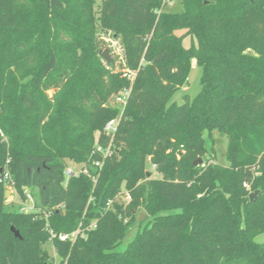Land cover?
Masks as SVG:
<instances>
[{"label": "trees", "instance_id": "1", "mask_svg": "<svg viewBox=\"0 0 264 264\" xmlns=\"http://www.w3.org/2000/svg\"><path fill=\"white\" fill-rule=\"evenodd\" d=\"M167 1L0 0V169L8 160L41 212L61 207L55 234L96 222L85 238H50L0 184V264H52L48 243L60 264H264V0H180L177 12ZM100 33L120 40L121 70L102 62ZM192 61L200 92L178 105ZM122 91L125 105L110 106ZM214 133L225 164L208 158ZM72 162L88 174L66 179Z\"/></svg>", "mask_w": 264, "mask_h": 264}, {"label": "rangeland", "instance_id": "2", "mask_svg": "<svg viewBox=\"0 0 264 264\" xmlns=\"http://www.w3.org/2000/svg\"><path fill=\"white\" fill-rule=\"evenodd\" d=\"M102 0H95V9L98 10V6L100 5ZM167 10L177 12L181 9L180 0H169L167 1ZM179 34V33H177ZM100 41V47H101V54L104 50H107L108 55L112 61V64L114 65L115 70H121L125 63V53L122 47V44L118 38H114L110 34H103L100 33L99 36ZM183 45L185 48H188L190 46V38H185L183 40ZM101 60L104 64L107 62L101 57ZM200 77H201V69L196 65L195 61H192L191 63V69L190 73L187 79V84L183 86L179 91L175 93L173 96L171 102H175L176 104L180 105L183 103L184 97H188L189 100H192L199 92H200ZM110 106L121 108V105L116 103L114 99H112L109 102ZM97 136V135H96ZM206 149L209 151L208 158L216 163L219 164H225V152H226V145L227 140L225 137H220L216 133L213 134V140H206ZM202 160V159H201ZM8 160L6 161V165ZM5 165V168L8 169V167ZM70 168H72L75 171H78V169L81 168V166L70 163L68 165ZM148 172L151 173V178H161L160 174H157L154 170H149V164H148ZM9 171V170H8ZM4 186V192L8 191L9 195L5 198V203L8 206H14L16 211L20 212H32L30 210V207L33 205L35 206V200L34 197L31 194L32 197V203L25 204L24 200L20 198V195L16 192H12L9 190L8 186ZM11 191V192H10ZM120 200L122 198H119ZM133 231H135L133 229ZM131 232L127 238L121 243V245L117 248V250H123L126 243L130 240L132 236ZM257 242L263 243L264 242V234L259 235L256 239ZM45 250L49 254V256L52 258V264H60L59 259L56 256V252L54 250V247L48 243L45 245Z\"/></svg>", "mask_w": 264, "mask_h": 264}, {"label": "built area", "instance_id": "3", "mask_svg": "<svg viewBox=\"0 0 264 264\" xmlns=\"http://www.w3.org/2000/svg\"><path fill=\"white\" fill-rule=\"evenodd\" d=\"M130 77H133V74L130 73ZM128 95H129V92L128 91H122L120 92L118 95H116L114 97V101L116 103H118L119 105L121 106H124L125 103H126V100L128 98ZM118 123H119V119L116 118V119H112L110 121H108L106 123V125L104 126V129H103V134L108 138V145L106 148H101L100 146H96V151L98 152H101L102 155H103V158H106L108 156L111 155V145H112V142H113V139H114V135L117 131V126H118ZM98 136H96L97 138ZM94 166L99 168L101 166V163L99 162H96L94 163ZM155 166H151V169L150 170H154ZM80 173H84V174H88L86 169H78V171H75L73 170L72 168H70L69 166H67L64 170V176L66 179L72 177V176H78ZM0 184L2 185H5V186H8L9 187V190H11L12 192H16V189H15V186H14V182L11 178V175L8 171L7 168H4V169H0ZM245 188H247L246 185H244ZM10 191V192H11ZM23 193L25 194L26 196V199L24 200L25 204H28V203H32V197H31V194L29 192V189L28 188H24L23 189ZM119 198H122L121 200ZM115 201H121L123 204H127L129 201H130V196L127 192H124V191H121L117 196L116 198L114 199ZM112 204V201H109L107 203V207L111 206ZM61 208L60 206H56V207H53L51 208L50 210L48 211H43L41 212V210L35 208V206H31L30 207V210L33 212V213H39L41 212V214L43 215V218L45 219L46 221V229L48 231V234L50 236V238H57L59 241L61 242H73L78 236H80L81 238H85L86 237V231L90 230V229H93L96 225V222H92L91 225L84 229L81 227V224L79 225V227L71 232V233H68V234H55L52 229L49 227V222H48V219L49 217L51 216L52 212L54 209H59Z\"/></svg>", "mask_w": 264, "mask_h": 264}, {"label": "water", "instance_id": "4", "mask_svg": "<svg viewBox=\"0 0 264 264\" xmlns=\"http://www.w3.org/2000/svg\"><path fill=\"white\" fill-rule=\"evenodd\" d=\"M249 1H252V0H249ZM208 3H209L208 1H204V2H203L204 5H206V4H208ZM101 56H102V58H103L108 64L112 65V61H111V59H110V57H109V55H108L107 50H104V51L102 52ZM201 164H202V160H201V159H198V160H196L195 162H193V165H194V166L201 165ZM146 176H147V177L151 176V173H150V172H147V173H146ZM8 195H9V192H8V191H5V192H4V197L6 198ZM256 195H257L256 192L251 193V194L249 195V199H250V201L254 200V199L256 198ZM10 231L13 233V235H14L15 238H20V234H19V232H18L17 230H15L14 227L11 226V227H10Z\"/></svg>", "mask_w": 264, "mask_h": 264}]
</instances>
